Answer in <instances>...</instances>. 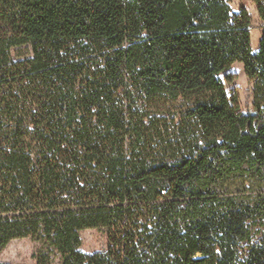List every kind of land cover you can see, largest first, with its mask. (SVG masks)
Segmentation results:
<instances>
[{"label": "trees", "instance_id": "1", "mask_svg": "<svg viewBox=\"0 0 264 264\" xmlns=\"http://www.w3.org/2000/svg\"><path fill=\"white\" fill-rule=\"evenodd\" d=\"M230 2L0 0V254L264 264V0L255 52ZM236 62L254 113L219 78ZM92 228L108 246L84 253Z\"/></svg>", "mask_w": 264, "mask_h": 264}, {"label": "rangeland", "instance_id": "2", "mask_svg": "<svg viewBox=\"0 0 264 264\" xmlns=\"http://www.w3.org/2000/svg\"><path fill=\"white\" fill-rule=\"evenodd\" d=\"M240 6H244L250 14V43L252 51L258 48V42L262 30V22L259 19L255 4L252 0H231L230 7L233 12H238ZM223 80L229 98L235 102L242 113H254L253 83L244 71L243 64L236 62L227 70L219 74ZM264 226L261 223L253 225L254 238L263 232ZM81 247L84 253L104 251L108 246V236L104 229H86L80 232ZM39 244L30 238L11 240L0 254V261L6 264H35L33 254Z\"/></svg>", "mask_w": 264, "mask_h": 264}]
</instances>
